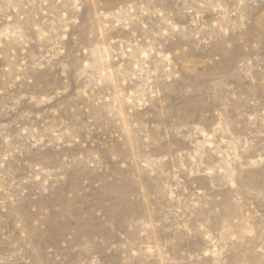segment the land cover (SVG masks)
<instances>
[{"label": "rangeland", "instance_id": "374dc122", "mask_svg": "<svg viewBox=\"0 0 264 264\" xmlns=\"http://www.w3.org/2000/svg\"><path fill=\"white\" fill-rule=\"evenodd\" d=\"M0 264H264V0H0Z\"/></svg>", "mask_w": 264, "mask_h": 264}]
</instances>
